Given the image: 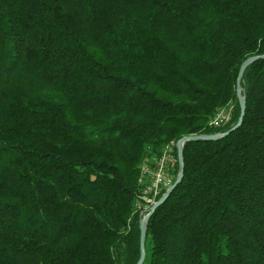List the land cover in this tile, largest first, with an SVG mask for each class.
Masks as SVG:
<instances>
[{
  "label": "trees",
  "instance_id": "16d2710c",
  "mask_svg": "<svg viewBox=\"0 0 264 264\" xmlns=\"http://www.w3.org/2000/svg\"><path fill=\"white\" fill-rule=\"evenodd\" d=\"M263 54L264 0H0V264H137L141 163L231 130ZM241 87L145 263L264 264V59Z\"/></svg>",
  "mask_w": 264,
  "mask_h": 264
},
{
  "label": "built area",
  "instance_id": "2783aa9c",
  "mask_svg": "<svg viewBox=\"0 0 264 264\" xmlns=\"http://www.w3.org/2000/svg\"><path fill=\"white\" fill-rule=\"evenodd\" d=\"M233 107L222 108L210 121V126L221 128L229 123ZM178 163L177 146L166 145L164 160L155 157L143 160L142 179L138 181L137 212L140 214V222L146 218L149 207L156 205L160 196L165 194L171 183L175 180L174 170ZM177 178V177H176Z\"/></svg>",
  "mask_w": 264,
  "mask_h": 264
},
{
  "label": "water",
  "instance_id": "95a60500",
  "mask_svg": "<svg viewBox=\"0 0 264 264\" xmlns=\"http://www.w3.org/2000/svg\"><path fill=\"white\" fill-rule=\"evenodd\" d=\"M264 59V54L259 56H254L249 58L241 67L238 78H237V98L239 100L240 108H241V115L239 118L238 123L231 128L228 132H225L223 134H214V135H197V136H187L179 140L178 142V160H179V172L178 176L176 178V181L172 188L165 194L164 197H162L158 203L152 208L151 213L143 220L141 221V239H140V259L137 264H144L146 260V235H147V228H148V222L153 215L154 211L159 207L161 204H163L168 197L170 196V193L179 185V183L182 181L184 176V146L186 142L189 141H213L218 140L220 138H223L227 136L230 132L236 130L242 123V120L244 118V114L246 111V98H245V91L242 89L241 84L243 80V76L245 73V70L248 66L255 63L258 60Z\"/></svg>",
  "mask_w": 264,
  "mask_h": 264
},
{
  "label": "bare ground",
  "instance_id": "6f19581e",
  "mask_svg": "<svg viewBox=\"0 0 264 264\" xmlns=\"http://www.w3.org/2000/svg\"><path fill=\"white\" fill-rule=\"evenodd\" d=\"M177 142H179V141L171 142V143H169V146H177ZM165 155H166V146L163 147L161 154H160L158 157H155V159H157V160H164ZM178 162H179V160H178ZM142 171H143V162H142L141 165H140L138 181H141V179H142ZM174 183H175L174 181L171 183L169 189L165 191V194H166V193L172 188V186L174 185ZM165 194H163L162 196H160L159 199H158V201H159L162 197H164ZM158 201H157V203H158ZM154 206H155V205H152L151 207H149L148 212H147V214H146V217L151 213V210H152V208H153ZM136 211H137V204H136Z\"/></svg>",
  "mask_w": 264,
  "mask_h": 264
},
{
  "label": "rangeland",
  "instance_id": "374dc122",
  "mask_svg": "<svg viewBox=\"0 0 264 264\" xmlns=\"http://www.w3.org/2000/svg\"><path fill=\"white\" fill-rule=\"evenodd\" d=\"M145 250H146V255L148 257V260L150 258V253H151V245L150 243L148 242L145 246ZM145 263V262H144ZM145 264H149V261H147Z\"/></svg>",
  "mask_w": 264,
  "mask_h": 264
}]
</instances>
